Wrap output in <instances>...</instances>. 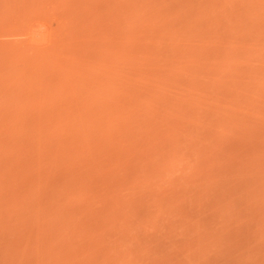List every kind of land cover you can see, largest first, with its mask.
<instances>
[{"label": "rangeland", "instance_id": "1", "mask_svg": "<svg viewBox=\"0 0 264 264\" xmlns=\"http://www.w3.org/2000/svg\"><path fill=\"white\" fill-rule=\"evenodd\" d=\"M0 264H264V0H0Z\"/></svg>", "mask_w": 264, "mask_h": 264}]
</instances>
